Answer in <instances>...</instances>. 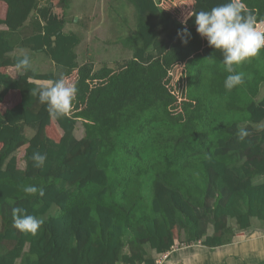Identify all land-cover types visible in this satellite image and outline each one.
<instances>
[{
	"label": "trees",
	"instance_id": "trees-1",
	"mask_svg": "<svg viewBox=\"0 0 264 264\" xmlns=\"http://www.w3.org/2000/svg\"><path fill=\"white\" fill-rule=\"evenodd\" d=\"M2 1L0 105L11 90L20 100L0 109V264H154L152 250L176 242L220 246L253 218L264 223V181H255L264 174V94L257 99L264 50L234 66L244 83L227 91L220 51L197 33L194 16L183 25L172 11L183 0H125L136 21L123 40L131 57L116 69H94L77 61L79 37L63 30L65 15L46 23L41 0ZM60 1L65 14L67 0ZM226 2L185 0L182 13ZM243 2L264 22V0ZM185 26L187 44L177 35ZM23 47L44 53L54 70L18 69L13 77L2 70L16 68L22 55L13 52ZM73 72L71 112L51 118L31 94L45 86L35 80ZM51 123L57 140L47 135ZM242 125L250 132L244 141L237 137ZM34 152L47 156L42 168L33 166ZM23 185L45 195H27ZM13 207L43 219L36 235L13 227Z\"/></svg>",
	"mask_w": 264,
	"mask_h": 264
},
{
	"label": "clouds",
	"instance_id": "clouds-1",
	"mask_svg": "<svg viewBox=\"0 0 264 264\" xmlns=\"http://www.w3.org/2000/svg\"><path fill=\"white\" fill-rule=\"evenodd\" d=\"M186 18L181 22L187 24V19L195 17L197 33L207 40L209 47L219 50L223 56V64L229 75L224 80L227 91L244 83V75L236 72L234 66L249 62L264 50V28L257 27L256 16L244 4L243 0H227L210 10L196 11L189 6ZM181 42L188 43L191 32L185 26L177 33ZM31 59L28 55L18 58L16 68L23 73L31 70ZM78 93L75 83L67 81L63 76L53 80L50 84L31 90V94L38 97L41 104L46 105L49 116L54 119L67 117L72 109L73 101ZM250 132L246 125L238 126V140L244 141ZM33 166L42 168L47 156L34 152ZM22 191L31 196L43 197L45 191L34 185H23ZM13 227L24 234L36 235L44 221L42 218L27 214L21 207L12 208Z\"/></svg>",
	"mask_w": 264,
	"mask_h": 264
},
{
	"label": "crops",
	"instance_id": "crops-1",
	"mask_svg": "<svg viewBox=\"0 0 264 264\" xmlns=\"http://www.w3.org/2000/svg\"><path fill=\"white\" fill-rule=\"evenodd\" d=\"M72 1L74 2L73 10L69 11V5ZM97 1L92 0L93 3L88 1V4L81 6L77 3V0H67L68 5L65 9V14H63L64 5L60 0H41L42 5L47 4L48 6L46 23L53 22L54 18L59 20L65 15L63 30L65 32H74L79 37V44L75 47V52L77 61L80 64L83 63L79 60L77 48L83 43L82 36L84 37L87 31L85 28H82L83 23L79 21V18H90L94 16L96 14ZM6 7V3L0 0V18L5 16ZM75 15L78 16L74 22L73 17ZM3 28L5 26L0 25V29ZM13 54L28 55L31 59V68L37 73H46L54 70V63L41 51H31L23 47L16 48ZM2 70L12 77L18 73V69L14 66H7L2 68ZM35 82L44 85L51 83L50 80H35ZM19 100L20 94L18 90L9 91L2 103L3 110L15 105ZM252 220L248 228L235 230V234L229 243L215 247H208L199 242L187 244L186 246L171 251L161 263L154 264H261L264 262V231L254 224ZM150 255L154 259H157L160 253L152 250L150 251Z\"/></svg>",
	"mask_w": 264,
	"mask_h": 264
},
{
	"label": "rangeland",
	"instance_id": "rangeland-1",
	"mask_svg": "<svg viewBox=\"0 0 264 264\" xmlns=\"http://www.w3.org/2000/svg\"><path fill=\"white\" fill-rule=\"evenodd\" d=\"M88 1L92 2V0H77V3L84 6L88 4ZM184 3L185 0L180 4L177 2L172 9V11L178 13L179 17L182 19L187 16L186 11L182 13ZM73 4L74 2L72 1L69 5V11L73 10ZM96 4V14H94V16H91L90 18H79V21L83 23L82 28H85L87 31L84 37L80 33L83 38V43L77 48L79 60L81 63L91 64L94 69H98L103 65L116 69L121 63L131 57L132 54L131 49L125 45L123 40L125 37L131 36L135 32L136 21L134 7L131 4H127L125 0H98ZM77 16L78 15H75L73 17L74 22L76 21ZM257 27L264 28V22L259 23ZM75 77L76 74L73 72V74L65 79L74 83ZM263 94L264 83L261 85L257 99ZM0 109L3 110L2 105H0ZM46 132L48 136L55 140L58 139L60 133L54 123L47 126ZM25 133L27 136H30L33 131L29 127H26ZM75 136L79 142H81L83 127L80 122L76 124ZM24 148L25 146L21 147L16 153L18 165L20 167L23 166L22 156L24 154ZM255 181H264V174L256 177ZM169 216L171 217L170 212ZM252 222L264 231L263 222L255 218H253ZM209 231L211 232V228ZM180 237V239L183 240L182 236ZM181 240L178 239V241ZM261 264H264V262Z\"/></svg>",
	"mask_w": 264,
	"mask_h": 264
},
{
	"label": "built area",
	"instance_id": "built-area-1",
	"mask_svg": "<svg viewBox=\"0 0 264 264\" xmlns=\"http://www.w3.org/2000/svg\"><path fill=\"white\" fill-rule=\"evenodd\" d=\"M187 244H184V243H179V242H176L174 245H172L170 247L169 250L165 251V252H162L160 253V255L158 256L157 259H155V263H161L163 260H165L167 258V256L169 255V253L179 247H183V246H186ZM114 264H123V263H114Z\"/></svg>",
	"mask_w": 264,
	"mask_h": 264
}]
</instances>
